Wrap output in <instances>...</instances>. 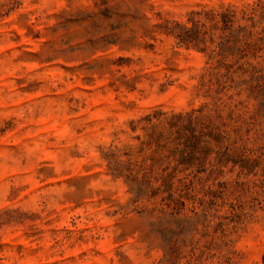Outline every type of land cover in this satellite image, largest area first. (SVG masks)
I'll return each instance as SVG.
<instances>
[{
  "label": "clouds",
  "instance_id": "clouds-1",
  "mask_svg": "<svg viewBox=\"0 0 264 264\" xmlns=\"http://www.w3.org/2000/svg\"><path fill=\"white\" fill-rule=\"evenodd\" d=\"M0 264H264V0H0Z\"/></svg>",
  "mask_w": 264,
  "mask_h": 264
}]
</instances>
